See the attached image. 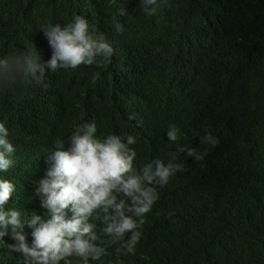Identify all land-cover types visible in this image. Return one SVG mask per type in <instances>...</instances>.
<instances>
[{
    "label": "trees",
    "instance_id": "obj_1",
    "mask_svg": "<svg viewBox=\"0 0 264 264\" xmlns=\"http://www.w3.org/2000/svg\"><path fill=\"white\" fill-rule=\"evenodd\" d=\"M76 16L114 53L100 66L49 71L42 83L0 90V123L15 145L6 174L17 189L10 207L23 218H48L33 186L54 142L67 139L50 119L85 88L100 86L102 97L113 95L107 134L118 131L120 116L150 117L149 139L130 146L138 159L169 161L178 144L203 148L208 133L219 144L201 162L174 161L183 171L146 215L134 254L114 245L91 264H208L213 257V264H264V0H167L155 16L142 12L141 0H0V57L31 53L47 61L52 50L42 29ZM171 125L180 130L176 143L166 135ZM0 240V264H24L8 247L11 236Z\"/></svg>",
    "mask_w": 264,
    "mask_h": 264
},
{
    "label": "clouds",
    "instance_id": "obj_2",
    "mask_svg": "<svg viewBox=\"0 0 264 264\" xmlns=\"http://www.w3.org/2000/svg\"><path fill=\"white\" fill-rule=\"evenodd\" d=\"M166 6L167 0H141L147 16L157 15ZM118 14L125 15L126 10ZM115 28L123 31L119 22ZM42 30L52 50L50 59L41 63V56L31 53L0 57V90L42 83L49 71L100 66L114 53L102 35L90 32L88 21L81 16L65 26L49 25ZM112 107L113 95L102 97L100 86L85 88L50 119L67 139L54 142L33 186L35 200L44 197L48 218L35 212L23 218L18 208L10 207L17 189L6 174L15 163V145L8 128L0 123V238L11 236L15 243L8 247L23 256L24 264H91L114 245L118 254H134L146 215L171 178L183 171L174 161L183 155L201 162L210 148L219 144L218 138L208 133L200 138L203 148L178 144L176 151L169 153V161L138 159L130 146L143 145L149 139L150 117L120 116L116 119L118 131L107 134ZM179 132L171 125L166 135L176 143ZM162 235L177 236L176 231H162ZM164 239L183 253L180 242ZM157 252L168 257L163 249L157 248Z\"/></svg>",
    "mask_w": 264,
    "mask_h": 264
}]
</instances>
